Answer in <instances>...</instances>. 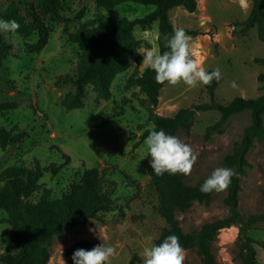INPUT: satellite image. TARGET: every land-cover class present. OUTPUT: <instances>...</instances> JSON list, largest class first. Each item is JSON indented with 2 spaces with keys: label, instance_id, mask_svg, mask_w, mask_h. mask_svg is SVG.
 Instances as JSON below:
<instances>
[{
  "label": "rangeland",
  "instance_id": "1",
  "mask_svg": "<svg viewBox=\"0 0 264 264\" xmlns=\"http://www.w3.org/2000/svg\"><path fill=\"white\" fill-rule=\"evenodd\" d=\"M1 1L15 2L29 14L38 9L39 0ZM62 6L66 22L58 23L46 17L52 33L47 46L39 53L27 52V44L37 43L38 37L24 39L16 32H2L12 50L0 66V103L15 102L17 108L0 116V126L8 129L17 126L28 136L23 143L0 147V172L11 165L33 166L35 162L43 167L55 165L56 172L50 171L41 180L42 189L34 195V200L59 198L78 174L87 169L117 168L130 175L136 181L135 186H129L122 175L113 176L118 190L111 210L102 213L100 219L66 229L62 236L55 238L48 264H70L65 253L81 240H90L95 246H114L117 254L110 259V264H129L132 259H137L136 264H143V249L158 244L166 224L158 211V196L148 173L151 156H147L142 139L144 132L153 127L149 122V106L145 94L139 87H128V80L133 74L145 71L142 53L146 49L160 52L159 24L146 30L136 28L140 48L131 56L130 69L112 83L110 100H98L94 88L87 86L85 107L67 111L61 102L76 88L69 84L57 86L56 82L77 68L79 46L71 43L68 36L82 23L91 18L106 23L118 22L124 17L136 20L153 12L155 7L127 3L107 12L97 6L96 0H68ZM252 6V0H209L208 10L197 11L196 15L184 7L170 11L176 28L200 33L191 36L192 58L201 60L206 71L219 68L224 81L216 90L215 100L224 105L237 97L255 99L264 94L258 81L259 75L264 74V65L256 63L257 58H264V42L259 40L256 26L244 24ZM211 104L212 98L201 84L191 89L183 83L166 84L155 112L172 117L183 108ZM221 117L216 109L198 110L190 135L184 132L178 135L192 146L197 156L191 174L185 176L190 185L210 176L218 167H227L226 156L233 153L252 122L251 113L243 112L208 135V128ZM247 160L239 205L246 218L264 212V144L255 141ZM226 197L227 192L216 194L209 204L196 202L188 212L179 213L185 232L227 218L230 212ZM7 217L0 211V257L19 250L9 231ZM240 229L239 224H234L218 234L214 251L219 264H242ZM247 234L256 241L258 259L264 264V222ZM202 262L197 249L185 250L184 264ZM0 264L3 263L0 261Z\"/></svg>",
  "mask_w": 264,
  "mask_h": 264
},
{
  "label": "trees",
  "instance_id": "2",
  "mask_svg": "<svg viewBox=\"0 0 264 264\" xmlns=\"http://www.w3.org/2000/svg\"><path fill=\"white\" fill-rule=\"evenodd\" d=\"M65 1L68 0H39L38 9L26 14L17 3L4 4L0 0V18L16 20L20 24L16 33L22 38L38 37L37 43L27 44V52L39 53L47 46L52 33L46 17L49 16L58 23L66 22L62 14ZM252 2L251 13L244 24L256 26L258 38L264 42V0ZM127 3L154 6L155 10L136 20L124 17L118 22L106 23L102 19L91 18L76 31L69 33V41L77 44L80 50L77 68L74 73L60 76L56 82L57 86L69 84L76 88L61 102L67 111L85 107L87 86L94 88L98 100L111 99L112 83L118 75L130 69L131 56L140 48V41L135 35L138 26L146 30L155 23L159 24V50L162 53L167 50L165 36H171L176 28L171 21L170 11L178 7H184L191 14L198 11L197 0H96L97 6L107 12ZM185 31L192 37L200 34L190 29ZM11 50L12 46L0 32V66ZM256 63L264 65V58H257ZM223 81L222 76L219 82L214 80L211 85H203L212 98L211 105L183 108L170 117L155 112L161 91L167 83H157L154 71L146 67L142 74L137 72L128 80V87H139L145 94V102L149 106V122L156 130L163 129L175 136L180 132L190 135L196 113L201 109H216L222 115L219 122L208 128V135L221 128L234 115L243 112H250L252 115V122L245 129L241 141L235 145L233 153L225 158L227 167L235 170L232 183L224 191L227 192L225 204L230 212L225 219L206 223L193 232H185L178 214L188 212L196 202L209 204L216 194L223 192L205 194L200 191L201 184L208 176L201 178L195 185H190L183 174L165 173L158 176L149 166L150 181L159 200L158 211L166 224L157 243L176 234L185 250H198L203 258L202 264H219L214 251L216 238L221 230L239 224L242 264H260L256 241L247 233L264 222V212L246 218L241 214L239 205L242 178L248 166L247 155L255 141L264 144V94L255 99L237 97L224 105L215 100L216 90ZM258 81L262 83L261 89L264 90V74L259 75ZM16 108L15 102L0 103V116ZM152 128L144 132L143 140ZM27 136L17 126L10 129L0 126V147L23 143ZM50 171L56 172L55 165L43 167L40 162H35L33 166L11 165L0 172V211L7 214L9 231L19 247L18 252L6 253L0 257L3 264H48L56 237L62 236L66 229L78 228L100 219L102 213L113 208L116 203L114 196L118 190V183L113 176L122 175L129 186L136 185L133 177L117 168H92L78 174L59 198L34 200V195L42 189L41 180ZM93 247L95 244L90 240L78 241L65 253V257L73 264L72 255L75 250H90ZM136 263L137 259H132L129 264Z\"/></svg>",
  "mask_w": 264,
  "mask_h": 264
},
{
  "label": "clouds",
  "instance_id": "3",
  "mask_svg": "<svg viewBox=\"0 0 264 264\" xmlns=\"http://www.w3.org/2000/svg\"><path fill=\"white\" fill-rule=\"evenodd\" d=\"M19 28L20 24L16 20L0 18V32L15 33ZM165 40L166 51L161 53L148 48L142 53V63L154 71L157 83L171 86L183 83L191 89L198 84L208 86L214 80L219 82L222 79L219 68L206 71L201 60L192 58V37L184 28H175L171 36H165ZM143 143L147 156H151L149 163L156 175L191 174L197 156L192 146L178 136L166 133L163 129L156 130L153 126ZM233 176L231 168L218 167L204 180L200 191L205 194L224 192L232 183ZM116 254L114 246L100 244L90 250H75L72 261L73 264H110V259ZM143 257V264H184L185 249L179 237L171 234L161 243L145 247Z\"/></svg>",
  "mask_w": 264,
  "mask_h": 264
},
{
  "label": "crops",
  "instance_id": "4",
  "mask_svg": "<svg viewBox=\"0 0 264 264\" xmlns=\"http://www.w3.org/2000/svg\"><path fill=\"white\" fill-rule=\"evenodd\" d=\"M197 1H198V11H199V13L202 12L203 10H205V11L208 10L207 8H208L209 0H197ZM196 13H193V14L196 15Z\"/></svg>",
  "mask_w": 264,
  "mask_h": 264
},
{
  "label": "built area",
  "instance_id": "5",
  "mask_svg": "<svg viewBox=\"0 0 264 264\" xmlns=\"http://www.w3.org/2000/svg\"><path fill=\"white\" fill-rule=\"evenodd\" d=\"M233 28H235V27H233Z\"/></svg>",
  "mask_w": 264,
  "mask_h": 264
}]
</instances>
